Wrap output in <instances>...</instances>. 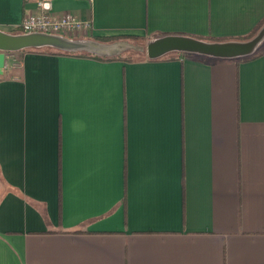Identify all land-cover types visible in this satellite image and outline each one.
<instances>
[{"label":"crops","instance_id":"0c3cea01","mask_svg":"<svg viewBox=\"0 0 264 264\" xmlns=\"http://www.w3.org/2000/svg\"><path fill=\"white\" fill-rule=\"evenodd\" d=\"M54 6L91 31L11 33L37 9L0 0V264H264V0ZM255 28L242 55L78 54Z\"/></svg>","mask_w":264,"mask_h":264},{"label":"built area","instance_id":"2783aa9c","mask_svg":"<svg viewBox=\"0 0 264 264\" xmlns=\"http://www.w3.org/2000/svg\"><path fill=\"white\" fill-rule=\"evenodd\" d=\"M37 9L26 13L21 29L24 33H61L70 37L88 34L92 29L90 20H82L73 13L58 14L55 0H26Z\"/></svg>","mask_w":264,"mask_h":264},{"label":"water","instance_id":"95a60500","mask_svg":"<svg viewBox=\"0 0 264 264\" xmlns=\"http://www.w3.org/2000/svg\"><path fill=\"white\" fill-rule=\"evenodd\" d=\"M2 36H6V35L0 32V48L5 47L1 39ZM253 44L254 42L209 43L190 37L172 36V37H161L150 42L147 46V52L150 57H158L174 50L200 51L212 55L235 56V55H242L251 51ZM5 62H6L5 53L1 52L0 74L3 73Z\"/></svg>","mask_w":264,"mask_h":264},{"label":"trees","instance_id":"16d2710c","mask_svg":"<svg viewBox=\"0 0 264 264\" xmlns=\"http://www.w3.org/2000/svg\"><path fill=\"white\" fill-rule=\"evenodd\" d=\"M21 28L18 27H14L13 29H11V33H16L21 31ZM258 31V28H255L249 35H246L244 37H237V38H200L197 37L195 39L201 40V41H205V42H209V43H223V42H246L248 40L253 39L256 36V33ZM118 39H127V40H141V41H145L147 42L146 45H148L150 42L158 39V36H151L148 38L142 37V36H138V35H124V36H118V37H101L99 38V40L102 41H112V40H118ZM147 47V46H146ZM191 51H187V50H174V51H170L166 54H163L161 56L158 57H150L151 59H176V58H181V57H185L188 55V53H190ZM79 55H90V56H97L100 59L103 60H109V59H113V58H119V59H125V60H134V57L131 56H124V55H117V56H104V55H94V54H90V53H78Z\"/></svg>","mask_w":264,"mask_h":264},{"label":"rangeland","instance_id":"374dc122","mask_svg":"<svg viewBox=\"0 0 264 264\" xmlns=\"http://www.w3.org/2000/svg\"><path fill=\"white\" fill-rule=\"evenodd\" d=\"M119 41L121 39H118ZM93 41V40H91ZM123 43V47H121V49L119 51H117L116 55H126V56H131V57H143V56H148V53L146 51V43L145 41H141V40H127V39H123L121 40ZM96 43V42H95ZM91 44H87L85 47L88 50L91 51H96L98 53H100L101 55H108L111 54V47L110 44H107L106 42H97L98 48H90ZM83 53H89V52H83Z\"/></svg>","mask_w":264,"mask_h":264}]
</instances>
